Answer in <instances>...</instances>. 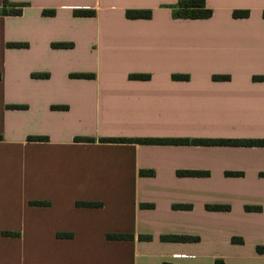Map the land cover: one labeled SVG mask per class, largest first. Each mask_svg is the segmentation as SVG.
<instances>
[{
  "label": "crops",
  "instance_id": "0c3cea01",
  "mask_svg": "<svg viewBox=\"0 0 264 264\" xmlns=\"http://www.w3.org/2000/svg\"><path fill=\"white\" fill-rule=\"evenodd\" d=\"M176 2L34 0L19 15L1 14L23 19L33 6L28 36L3 42L27 46L4 45L0 58V264H212L198 247L204 235L241 238L225 264H264L256 249L264 246V145L99 140L264 139V80L252 78L264 74V0H205L212 14L196 19L173 16ZM127 8L152 13L131 19ZM139 72L150 76H128Z\"/></svg>",
  "mask_w": 264,
  "mask_h": 264
},
{
  "label": "trees",
  "instance_id": "16d2710c",
  "mask_svg": "<svg viewBox=\"0 0 264 264\" xmlns=\"http://www.w3.org/2000/svg\"><path fill=\"white\" fill-rule=\"evenodd\" d=\"M26 2H18L13 3L8 0H2V14H10V15H19L22 12L23 6H26ZM10 7L11 9H7ZM42 14H53L54 9H42ZM150 8H127L124 11L125 17L135 19V18H149L151 16ZM72 14L74 16H93L95 15V9L93 8H74L72 10ZM172 14L175 17L180 18H208L212 14V9L208 7L205 3V0H177L175 4L172 5ZM249 15L248 9H233L232 16L233 17H247ZM261 15L264 17V9L261 12ZM7 46L11 47H26V42H7ZM53 47H70L72 43L70 42H53L51 43ZM1 76V75H0ZM32 76H47L46 73L42 74H33ZM70 76L73 77H81V78H92L93 73L89 72H76L70 73ZM129 78L135 79H148V73H129ZM172 78L175 79H187V74L181 73H173L171 74ZM212 77L214 79L227 80L229 79V75L227 74H213ZM252 78L254 80H264V74L253 75ZM8 108H22L24 105L21 104H8L6 105ZM1 138V135H0ZM29 139H46V136H28ZM75 140H86L92 141L94 140L92 137L87 136H75ZM100 141H108V142H125V141H135L138 143H152V144H223V145H264V139H233V138H184V137H138V138H127V137H100ZM183 173V172H182ZM187 174H198V171H185ZM32 204L43 205L47 204L46 200H32ZM101 202L99 201H84L77 200L75 201V205L78 206H98ZM180 208L189 207V205H178ZM207 208L216 209V210H224L228 209L229 206L226 204H212L207 205ZM3 235H15L16 232L12 231H2ZM57 237H71L72 232H56ZM107 238L110 239H132L133 235L131 233H107ZM164 238H168L171 240H197V236H185V235H168ZM234 239V237L232 238ZM239 242H241V238H236ZM258 252L264 251V246L256 247ZM165 264H172L166 262ZM212 264H225L223 258L216 257L214 258Z\"/></svg>",
  "mask_w": 264,
  "mask_h": 264
},
{
  "label": "rangeland",
  "instance_id": "374dc122",
  "mask_svg": "<svg viewBox=\"0 0 264 264\" xmlns=\"http://www.w3.org/2000/svg\"><path fill=\"white\" fill-rule=\"evenodd\" d=\"M14 1H22V0H14ZM26 2H31L32 5L34 4V0H23ZM87 0H80V2H86ZM36 4V3H35ZM11 9V8H7ZM33 11V6L30 7L27 11L26 14L23 16V19H18L17 17L10 16L6 19H3L1 17L2 14V0H0V58L3 57L6 53L5 50L3 49L4 47V41L5 39H12L16 35L20 36H28V27H27V21L29 16L31 15V12ZM114 11V10H113ZM6 46V45H5ZM89 47L92 48V45L88 44H80V48L88 49ZM87 55L88 53H84ZM7 55H11L10 52L7 53ZM10 67V66H9ZM8 78H11L10 72L8 74ZM234 237V239H232ZM235 235H226L224 238L223 236L220 237H213V236H208L204 235L202 238V241L198 244L199 248L201 251L209 256V257H221L224 259L223 255L227 254L230 249L233 247L232 243L234 242H239ZM247 240L249 241V237H247ZM251 240V237H250Z\"/></svg>",
  "mask_w": 264,
  "mask_h": 264
}]
</instances>
